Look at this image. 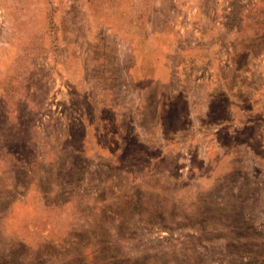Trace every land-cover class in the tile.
Wrapping results in <instances>:
<instances>
[{
    "label": "rangeland",
    "instance_id": "rangeland-1",
    "mask_svg": "<svg viewBox=\"0 0 264 264\" xmlns=\"http://www.w3.org/2000/svg\"><path fill=\"white\" fill-rule=\"evenodd\" d=\"M0 264H264V0H0Z\"/></svg>",
    "mask_w": 264,
    "mask_h": 264
}]
</instances>
